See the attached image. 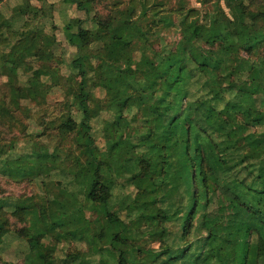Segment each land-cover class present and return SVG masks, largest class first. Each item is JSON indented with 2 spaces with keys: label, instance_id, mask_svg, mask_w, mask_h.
Here are the masks:
<instances>
[{
  "label": "trees",
  "instance_id": "obj_1",
  "mask_svg": "<svg viewBox=\"0 0 264 264\" xmlns=\"http://www.w3.org/2000/svg\"><path fill=\"white\" fill-rule=\"evenodd\" d=\"M6 1L0 125L13 127L19 112L30 115L29 103L43 109L64 77L53 64L60 42L46 31L47 1L22 0L10 17ZM60 1L84 16L61 28L73 49L67 79L77 73L92 87L65 95L55 115L44 109L49 119L37 137L73 138L90 157L48 154L28 141L24 154L3 159L20 140L1 137L11 182L43 188L61 175L64 198L18 196L11 204L0 187V248L9 237L39 238L21 263L1 253L0 263L91 264L92 253L74 250L84 241L102 264H177L180 256L181 264H264V0H200L212 4L205 13L183 2ZM170 29L179 38L169 42ZM103 111L110 118L101 144L92 121ZM116 189L129 192L128 204L113 210ZM107 235L132 247L94 244Z\"/></svg>",
  "mask_w": 264,
  "mask_h": 264
},
{
  "label": "rangeland",
  "instance_id": "obj_2",
  "mask_svg": "<svg viewBox=\"0 0 264 264\" xmlns=\"http://www.w3.org/2000/svg\"><path fill=\"white\" fill-rule=\"evenodd\" d=\"M47 1V7L46 8V31L48 33L52 32V28L55 29V35L56 38L59 40V45L56 49V55L53 61L54 66H57L59 70H61V74L63 75L62 84L59 87H54L52 89L51 94L47 98V104H45V107L43 109L38 108L37 106H34L29 103V106L32 108V112L30 115H27L25 112H19L18 113V125L15 124L13 127L9 126H2L0 125V140L1 137L4 136L7 140H10L11 138H18L20 142L18 145L8 153L7 158L15 159L19 157L20 155L24 154L27 151L28 141L31 143H38L41 144L45 149H43V152H47L48 154H51L56 148H59L60 154H65L67 150L73 151L76 154L82 153L84 157H90V153L87 148L84 147H78L76 144V141L73 138L67 137L64 140H60L59 138H56L54 136H48V135H42L41 137H37V133H41L43 130V126L48 121L49 117L48 114L44 113V109H47L46 111L48 113L54 114L57 112V107H62L61 103L65 100V95L68 94H80L82 92L89 94L92 87V82L88 83V85L82 86L81 84V77L77 73H73L72 75V81L71 83L68 81L67 77L68 75H71L72 68L69 66L70 60H71V53L73 51L72 48L68 47L65 39L64 34L61 31V28L63 25L72 23L75 25L76 19L78 17H84L83 14L77 13L75 11L74 6L71 8L66 7L60 0H46ZM103 1V7L109 8L111 7V1L110 0H102ZM129 0H126L127 3ZM154 1V0H152ZM161 2L167 3V8H177L179 7L180 3H185L186 8L195 7L201 11V13H205L207 10H210L212 8V4H204L200 0H158ZM22 0H7L4 5L2 6V11L6 12V14L10 17V15L13 14V9L15 6L20 4ZM35 5H40L41 3L38 1H33ZM50 3L52 5L50 6ZM43 13V12H42ZM91 26V23L88 24ZM164 37L170 42L174 41L175 39L179 38V34L174 30H165ZM152 43H159V39L153 40ZM3 83V82H2ZM1 85V80H0ZM3 90V87L1 88ZM0 89V90H1ZM95 93L97 96L103 97L104 94L101 93V91L95 90ZM26 103V102H25ZM27 104V103H26ZM25 104V105H26ZM87 108L90 112L97 111L90 103L86 102ZM57 106V107H56ZM44 113V114H43ZM98 113V112H97ZM110 118V113L108 111H103L102 113H98L94 116V119L92 121L93 127H94V133L97 137L99 143L104 144V139L102 137V129L103 124L105 120ZM5 141H1V144H5ZM0 158V187L7 189V192H4V195L6 196V200H8L11 204L17 200L18 196H35L38 199L44 200L45 195L48 194L49 197L57 198L58 200L62 201L64 198L62 191H61V185L57 182L60 179H63L61 175H54L48 182L47 185L41 188L40 185H37L36 182H22L18 186L17 184L11 182L10 177L5 175L3 173V165ZM70 172L73 174L78 173V168L76 166L70 165L68 168ZM107 177L110 178V174H107ZM109 180V179H108ZM12 184V185H11ZM107 184L111 186L110 181H107ZM132 188H130L131 190ZM129 192L126 190H120L116 189L114 190V197H113V205L114 209H118L121 207V205L125 206L128 204V202H124L125 196H127ZM9 195V196H7ZM4 196V197H5ZM175 198H178L175 196ZM37 199V200H38ZM218 199H216L213 202V205L209 208L211 210L212 208L216 209L220 204H217ZM146 224L149 223L148 220L145 221ZM145 224V225H146ZM18 227H21V224H17ZM147 238V237H146ZM140 238L139 240H141ZM39 242L38 236L34 234H28L23 239H12V237H9L6 239L5 243L3 244V247L0 248L1 257L4 261H18L19 263L22 262L24 253L28 252L29 245L36 246ZM47 244H55L56 241L52 238L51 240H45ZM75 242L74 250H82L88 253H92L90 255V258L93 259L91 264H102L101 262L98 263V256L94 254V251L90 250L89 244L82 241V242ZM139 242V241H138ZM73 243V242H71ZM70 243V245H71ZM97 247L104 248L106 246H112L114 248H120L122 250H129L132 247V244L129 245H122L118 242H115L113 235H107L103 238H98L95 243ZM155 245V244H154ZM77 248V249H76ZM68 245L63 242L58 245V251L57 253L60 254V256H63L68 251ZM180 261L177 262V264H181L183 259L181 256ZM2 264V263H0ZM105 264V263H103Z\"/></svg>",
  "mask_w": 264,
  "mask_h": 264
}]
</instances>
